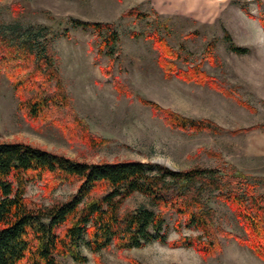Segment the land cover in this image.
Wrapping results in <instances>:
<instances>
[{"label":"rangeland","instance_id":"374dc122","mask_svg":"<svg viewBox=\"0 0 264 264\" xmlns=\"http://www.w3.org/2000/svg\"><path fill=\"white\" fill-rule=\"evenodd\" d=\"M147 14L144 20L123 16L128 9ZM112 23L119 36L117 62L112 76L105 78L100 68L105 56H97L99 39L90 30L72 28L68 19ZM0 21L10 24H43L54 34L53 61L74 112L85 121L90 134L107 139L97 149L80 141H69L63 131L50 123L32 124L18 108L11 83L0 74V142H22L79 161L97 163L136 160L154 162L172 170L192 167L238 172L264 195V0H0ZM159 24H165L160 28ZM226 30L233 43L247 48L238 55L224 42ZM66 32L67 38L62 34ZM162 37L181 59L182 69L199 64L224 95L209 86L187 83L176 77L165 79L157 64L158 52L152 39L134 38L133 33ZM213 44L212 58L204 59ZM125 86L128 95L118 93L114 84ZM139 98L191 119H210L222 131L215 134L182 132L164 125L159 114L141 105ZM246 130L237 135L230 131ZM76 185H60L46 197L42 183L29 184L26 197L48 206L66 200ZM204 200L216 212V223L228 232L245 236L235 213L212 193ZM150 206L135 194L124 209ZM168 240H176V216L165 217ZM182 235L198 232L182 227ZM221 252L202 258L193 248L172 249L152 243L119 254L101 251L103 264H264L234 239H220ZM85 263L59 257L61 264H96L93 255L81 246ZM129 259V260H128Z\"/></svg>","mask_w":264,"mask_h":264},{"label":"trees","instance_id":"16d2710c","mask_svg":"<svg viewBox=\"0 0 264 264\" xmlns=\"http://www.w3.org/2000/svg\"><path fill=\"white\" fill-rule=\"evenodd\" d=\"M123 16L144 20L147 14L131 8ZM68 24L75 29L90 30L99 39L97 56L107 58L100 68L105 78L112 76L117 62L119 33L112 23L74 18ZM160 28L165 24H159ZM67 38V33L62 34ZM152 39L158 52L157 64L165 79L176 77L229 95L199 64L182 69L180 52L164 38L151 32L133 33L132 37ZM54 34L43 24L0 21V74L11 83L18 108L32 124L50 123L60 128L69 141H80L97 149L107 139L93 136L88 126L72 109L58 70L53 61ZM227 49L243 55L247 48L235 45L224 30ZM213 44L204 59L212 58ZM184 61L183 59H181ZM118 93L128 95L127 88L116 82ZM139 103L159 114L165 126L182 132L215 134L222 131L210 119L182 117L154 102ZM237 129L231 134L243 133ZM42 183L43 194L50 198L60 185H76L66 200H53L48 206L33 203L26 197L29 184ZM233 211L245 236L226 231L216 223V212L204 200L205 193ZM138 194L153 209H124L125 202ZM173 213L176 240H168L165 217ZM182 227L198 232L182 235ZM220 239H234L264 261V195H257L255 185L238 172L202 167L172 170L154 162L124 160L90 163L66 157L22 142H0V264H61L59 257L85 263L79 252L84 246L96 264H103L101 251L119 254L152 243L175 248H193L202 258L221 252ZM129 260V259H128ZM130 264H140L130 259Z\"/></svg>","mask_w":264,"mask_h":264}]
</instances>
